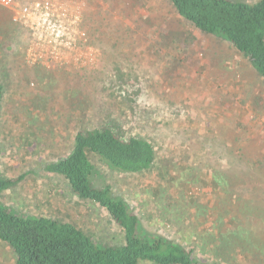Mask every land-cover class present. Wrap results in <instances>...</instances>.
<instances>
[{"label": "rangeland", "instance_id": "rangeland-1", "mask_svg": "<svg viewBox=\"0 0 264 264\" xmlns=\"http://www.w3.org/2000/svg\"><path fill=\"white\" fill-rule=\"evenodd\" d=\"M0 86V173L16 180L4 205L120 245L104 210L44 170L70 152L78 131L115 123L148 140L156 161L130 175L90 156L96 187L109 185L147 233L201 262L264 264V81L168 0L0 7ZM0 264H15L2 243Z\"/></svg>", "mask_w": 264, "mask_h": 264}, {"label": "trees", "instance_id": "trees-1", "mask_svg": "<svg viewBox=\"0 0 264 264\" xmlns=\"http://www.w3.org/2000/svg\"><path fill=\"white\" fill-rule=\"evenodd\" d=\"M168 1L178 16L201 33L225 39L264 81V0ZM2 96L0 86V108ZM114 124L78 131L70 152L47 163L44 170L63 178L79 200L104 210L121 231L123 242L99 245L70 223L13 211L3 204L2 198L16 180L0 173V243L11 251L15 264H208L181 244L147 233L109 185L93 184L95 167L90 156L130 175L147 172L155 164L156 151L148 140L121 133ZM250 185L243 188L253 194L255 190ZM254 241L262 244V239ZM247 248L243 245L242 252Z\"/></svg>", "mask_w": 264, "mask_h": 264}, {"label": "built area", "instance_id": "built-area-1", "mask_svg": "<svg viewBox=\"0 0 264 264\" xmlns=\"http://www.w3.org/2000/svg\"><path fill=\"white\" fill-rule=\"evenodd\" d=\"M14 0H0V7H11L13 6ZM38 3H36L37 5ZM26 10V9H25Z\"/></svg>", "mask_w": 264, "mask_h": 264}]
</instances>
